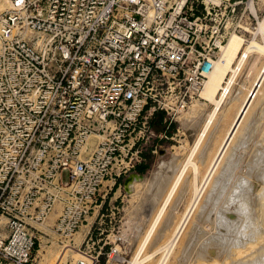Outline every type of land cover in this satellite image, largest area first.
Wrapping results in <instances>:
<instances>
[{"label": "built area", "instance_id": "obj_1", "mask_svg": "<svg viewBox=\"0 0 264 264\" xmlns=\"http://www.w3.org/2000/svg\"><path fill=\"white\" fill-rule=\"evenodd\" d=\"M257 1L0 0V264H36L43 237L76 249L73 264L121 259L74 237L113 215L104 185L157 155L220 47L258 24Z\"/></svg>", "mask_w": 264, "mask_h": 264}, {"label": "rangeland", "instance_id": "obj_2", "mask_svg": "<svg viewBox=\"0 0 264 264\" xmlns=\"http://www.w3.org/2000/svg\"><path fill=\"white\" fill-rule=\"evenodd\" d=\"M254 7L256 9H259L258 11H259L260 16H261V18L258 20V23H259L261 21V19L264 17V0H258L257 3L254 5ZM257 25L256 26L254 25V27L256 28ZM250 34H247L244 37L242 36L245 42L253 38V35L252 34L250 35ZM263 34H264V32H263ZM263 34L256 35L255 38L256 39L258 38L257 40H259L261 42V39L262 38L264 39ZM260 36H261V38H260ZM252 55L249 56V59L246 60L247 61L246 64H245V62L243 63V66H242L243 68L241 67L242 69L240 68V70H238L236 73L237 74L236 79L238 78V80L236 81V79H235V85H233L230 93L228 94V96H229L228 102L231 105L233 104L232 106H236L238 104L240 99L244 96L246 89H248L249 86L251 85V83H252L254 77L256 76V74L258 73V71L264 67V56H259V54H256V53L252 54ZM199 101H201V100L199 99V100L195 101L194 103H192V105L196 104ZM212 108H213V105H211V104L206 105L203 109L204 111L201 112V114L198 116L194 115L193 118L191 115H186L187 113L181 114L178 116L176 122H174L171 125V127L169 128V130L166 133L167 139L163 140L162 142L159 143L161 150L159 152H157V155L148 157V161L146 163V165H147L146 170L142 173L143 178L140 182H138L134 186V188L131 192H127L125 190V187H123V181L125 178L120 179V181H119L120 186H121L120 192L117 194V196L116 195L114 196L112 193L110 195H108L107 199L104 200L105 203L102 206V212L104 213L105 217L110 215V211L113 212V215H111L107 218H104L105 224L102 227H100L99 229H97L96 227L90 228V232L92 233L93 239L95 241L93 249L91 250L92 255H97L98 253H102L104 255V253H107L110 248H113L114 246H118V248L120 249V254L122 256H121V259H119L117 262H115L113 264H128L132 260L134 254L139 249V246L141 245L144 237L146 236L148 229L151 227L154 218L157 216L158 211L163 206V201L165 198L164 196L166 195L167 190L170 188L169 186H167L168 183L170 185L171 182L174 181L178 171L180 170V167H182L183 163L189 157V154H190L189 152L194 148L193 146H195V141L198 137L197 135H199L198 133L200 132L202 124L204 123V118L206 117L208 112H210L212 110ZM221 109L217 111V115H218V116H216L217 121H219V117H221V113L223 111V109L222 110ZM188 110H189V108H188ZM188 110L186 112H188ZM234 110H236V107ZM234 110H233V112H234ZM186 118H188V120H185ZM229 120H230V117L227 120L223 119V121H221V122H217V121L215 122L214 121L212 125L213 126L217 125V127L212 126L209 128V131H208V132H210V134L212 133L211 136L213 138L210 136V139H207V138H209V135H207L208 132H206L207 138H204V141L202 138L201 141H203V142L200 141V143H199L200 146L198 144L199 149H201V151L200 150L199 151L202 153L205 151V149H206V151L208 150L206 147H209V150H208L209 154H208V151L207 152L205 151L204 152L205 155L203 154L202 156H199V155H201V153L199 151H197L198 147L196 148L197 150L195 149L197 152H194V154H196L198 157H196V155H194L196 158L195 157L193 158V156H192V158L195 160L194 163H197V166H199V168L197 167V173H198L197 175H199V177L197 176L198 181L203 176L205 169H206L205 167H207L206 162L211 158V157L209 158V156H212V154L215 150V147L217 146V144L219 142L220 137L222 136L224 130L228 126ZM217 123H219V125ZM246 125H247V127H246ZM218 127L221 130L218 129V131H217ZM161 128H162V125H159L158 123H155V125L153 126V129L155 132H162ZM212 130H214V131H212ZM215 130H216V132H218V134L215 132ZM219 131H221V132H219ZM214 135L216 137H214ZM237 135L239 137H236V139L233 142V145L231 146L232 149L228 151L227 156H226V157H229L230 159L226 158L227 159L226 160L224 158L223 161H221V163L218 165L217 170H215V172L210 177L209 182L207 181L208 182V183H206L207 185L205 184L209 190L207 188H206V191H205V189H203L204 192L201 195V197H199L200 199H198V201H197L198 205L196 203V206H195L196 208L193 209L194 211H192V213H191L192 215H190L189 219L186 221L185 226H184L181 234H179V236L177 237V239L175 241V245L173 246L172 250L168 253L167 259L165 260L164 264H226V263L232 264V262L234 264H238V263L239 264H241V263H243V264L247 263L248 264V262L253 260V259L255 262H253V261L252 262L255 264H257L258 262H259V264H262V263L264 264V259H263L264 258L263 257L264 256V233H263V231H264V228H263L264 227V220H263L264 219V213H263L264 209L261 210L262 212L260 211L261 214L259 215L260 216L259 217L258 216L259 213H257L256 208H255V206L258 205L259 202L261 201L260 199L264 198V192H263L264 191V181H263L264 180L263 179L264 173L261 172V173H257V175H256V172L263 171V169H264V168H262V170H260L261 167H264V165H263L264 159L262 160L263 162L260 161L261 158H264V155H263L264 150H261V146L264 149V82H263V85L261 87V90H260V93H259L257 100L254 102L252 109L249 111L248 116L246 117L244 124H243L240 132ZM242 137H245L244 139L246 141V144H244L245 141ZM214 138H215V140H214ZM238 138H241L244 142L241 143L240 142V141H242L241 139L238 142L237 141V140H239ZM211 139H213V140H211ZM210 140H211V142H210ZM236 141L238 143H241V145H238V143ZM205 142H206V144H208V146L206 144L203 145ZM209 143H210V145H209ZM211 143H213V145ZM235 144H237L238 147L241 146V147H239L241 149L238 150L239 149L238 147H236L237 148L236 149L234 147ZM243 144H244V147H242ZM211 145H212V148H211ZM201 146L202 147L206 146V147L202 148ZM256 147L257 148L260 147V148L256 149ZM190 148H192V149H190ZM202 149H204V150L202 151ZM233 149L234 150L236 149V152L234 151V153H233L232 152ZM259 150H261V151H259ZM230 151H231L232 155H230L231 154V153H229ZM258 151H259V153H258ZM198 152H199V154H198ZM253 152H255V154H251ZM260 152H262V154H260ZM235 153H237V154H235ZM186 154H188V155L186 156ZM206 154L209 156H206ZM228 154H229V156H228ZM257 154H260L263 157L259 156L258 158H256V156H258ZM251 155H253V156L255 155V156L253 157ZM183 156H185V157H183ZM204 156H205V158L208 157V160H206L204 158ZM202 157H203V160H202ZM232 157L235 158V160L237 161L236 163H235L234 159H232V161H230ZM252 158H253V160L255 158L258 160L260 159V160L259 161L258 160L253 161ZM182 159H183V161H182ZM204 159L206 160L204 163L205 166H203L204 165L203 164ZM194 160H192V162ZM178 161H179V163H181V165H178L179 164ZM198 161H200V163L202 161L203 165L198 164L199 163ZM224 161H225V163L228 161L227 163L228 164L231 163V164L230 165L226 164L227 165L226 166V165H224L225 164ZM249 161H250V163H249ZM252 161L253 162L258 161V162H260V164L257 163L258 165H254L255 163L253 164ZM261 163L263 166H260ZM245 164L248 166H245ZM249 164L251 165V167L249 166ZM176 165L178 167H176ZM200 165H201V168H200ZM169 166L170 167L173 166L172 167L173 169H171ZM224 166L227 167V168H225L226 169L225 171H223L224 169L219 170V168H224ZM252 166H255V168H253ZM257 166H260V167H258L259 169L256 168ZM168 167H169V169H167ZM174 167H176L177 169ZM247 167L249 170L251 168H253V170L251 169L252 172L249 171V173H248L246 171ZM230 168H232V169L229 170ZM166 169H167L168 174H166L167 173ZM227 169H228V171H227ZM254 170H255V174L253 172ZM189 171H190V168L186 171L185 177H187V175L190 176L191 172H189ZM221 171H223V172L227 171L226 173L228 175L230 172L232 173V171H233V174L230 173L233 176L229 175L230 177L227 179L228 175L226 173H224V175H223V173ZM172 172L174 173L175 177L172 174ZM244 172H247L245 174L250 175L251 178L248 175L244 176L245 175ZM159 174L161 175V177H160L161 179L163 178L165 180V178H167L166 180H168L169 182L166 180L164 182L163 181L160 182L161 179L157 177V176H159ZM169 174L172 176L173 179L171 178V176ZM220 174L222 176L227 175V177L224 178V177L220 176L221 177L220 178V177H218V175H220ZM242 174H244V175H242ZM168 175L171 178V180H169L170 178H168ZM255 175L256 176L262 175V177H260L261 180H257L259 178L255 177ZM252 176L254 178H256L257 181L253 180ZM214 177L215 178L218 177V178H216V179H218L217 180L218 183L220 182V179H221V182L219 184H222L223 181H225V180L227 181V182L225 181L223 183L224 188H223V185L220 186L223 188V189L220 188L222 191L218 188L220 191L218 193H220V194H217L218 190L216 191V188L214 187V184L217 183L215 181L216 179ZM237 178L239 180L240 179L245 180L247 178L244 181V185L248 184V186L245 187V188H247V190H245L246 192H244V190L241 191L240 188L241 187H242V189L244 188L242 185H241V187H239V186L237 187V188H239L238 189L239 192L241 191V193L243 194L242 198L239 197L241 194L240 193L238 194V192H237L238 190L236 188L237 191H235V192H236V194L239 195L237 197L238 199L235 198L236 196L234 195L235 192L233 190V189H235V187L237 185L241 184V181L238 182ZM185 179H186V182H185ZM185 179L183 181L182 180L180 181V186H181V183H184V185L182 184V188H180V186L178 184L176 186L177 188L175 187L176 191H174V193H172L174 198H173V196H171L172 198L170 197L171 198L170 200L172 202L171 201L168 202V204L163 209V212L161 215L163 220H161V218H160V220L158 221V223L154 227L150 237L148 238L144 248L142 249V251L140 253V258H142V256L145 254H148V255L151 254V256L149 258L141 261L139 264H158L160 259L165 254L164 246L167 244V242H169L172 239L171 234H172L173 227L177 223L182 212H184L185 209L187 208V206L190 204L189 203L190 200L192 202V199L194 197V195L192 194V192H193L192 186H190L191 183H190L189 179H187V178H185ZM213 179H214L215 183L213 182V185H211ZM156 181L157 182L159 181L160 184H158ZM187 182H189V183H187ZM156 183H157V186L155 185ZM162 183H163V185H162ZM166 183H167V185H166ZM188 184H189V186H187ZM217 184H215V185L219 186ZM185 185H186V187H188L189 191L185 190L186 189ZM159 186L161 188L164 187L166 192H165V190H161L159 188ZM171 186H172V184H171ZM183 186L185 187V189L183 188ZM211 186H213L215 188L214 189L215 193H216L215 195L217 197L214 194H212L214 192V190H212V192L209 193V191L211 189H213ZM157 187H158V189H157ZM116 188H117V186H116ZM155 189H157V190L154 191ZM177 189H181V190H178V191H180L179 193L177 192ZM231 189H232L233 193L231 192ZM183 190H185V192H183ZM258 190L259 191L262 190V192L260 191L261 193H258L259 192ZM155 192L156 193L158 192L159 195H161L163 192L165 195L162 194L161 196H159ZM181 192H183V193H181ZM206 192H207L208 196L210 194V195H212L213 198L215 196V198L213 199L211 196H209V198H208V196L205 194ZM230 192L235 196V197L233 196V198L235 200L233 198H232L233 199L232 200L231 197L229 198L228 195H230L229 194ZM232 194L230 196H232ZM178 195L179 196L183 195V196H180L182 198L178 199V198H180V197H178ZM205 195L207 196L206 198H208L209 200H210V198H211V200L212 199L213 200L212 201L211 200L209 201L208 199L206 200ZM248 195L252 196V197H250V201L252 202V204L250 201H248L249 199H247ZM259 195L261 198L259 199L257 197V199H256L255 197L259 196ZM175 196L177 197V200L175 199ZM203 196H204V199L206 200L205 202L203 200ZM229 199H230V201H229ZM241 199H243V200H241ZM238 200H240V202L242 201L243 202V203L241 202L242 204L245 203L244 204L246 207L245 209L248 210V208H249L248 206H250L251 210L250 209L249 210L251 212H253V214H251V212H250L249 215L245 216L246 213L249 212V210L244 211L243 210L244 208L241 209L240 207H243L244 205L239 203ZM175 201H177L178 203L175 204L176 203ZM208 201H209V203H207V206H205L206 202H208ZM210 202H211V204H210ZM247 202H250L249 203L250 205L246 204ZM257 202H258V204H257ZM208 204H210V205H208ZM171 205L172 206L174 205V206L171 207ZM260 205H262V207H264V199H262V201L260 202ZM237 206H240V207L238 208ZM252 206L254 209H252ZM238 209H240V211ZM238 211H239V214L237 213ZM254 211L257 214V216L254 213ZM221 212L225 213V217H223V218H225L224 221L220 220L222 218V216H220L219 213H221ZM241 212H243V213H241ZM223 213L221 215H223ZM229 214L231 216V220H233L235 222L234 223L232 221V223H234L233 225L232 224L230 225V222L226 221V219L227 220L230 219ZM262 214H263V217H262ZM198 215L201 217V218L199 217L200 219L198 218L199 222L202 219L200 223H198V219L196 218V217H198ZM217 215H218V217H217ZM250 215H252V216L254 215L253 217L251 216L252 219L248 218V217H250ZM163 216L166 217L165 218L166 220H164ZM202 216H204V218H202ZM253 218H255V220H257V219L259 220L258 224H256V222L258 220L255 221ZM260 218H262L263 222H261L262 220ZM216 219H219L221 221V223L222 222L224 223L226 221L225 225L227 227L224 226L223 224L218 223L219 221L217 222ZM248 219H249V222H248ZM196 220H197V222H196ZM228 221H230V220H228ZM253 221H255L256 225L253 223ZM259 223L261 225H259ZM193 224L196 225V226H194L195 228L193 227ZM257 225H259V226H257ZM251 226L254 228L256 226V228L251 229ZM257 227H260V230ZM192 229H193V233H191ZM257 229L259 230V232H257ZM194 230H195V232H194ZM253 230H255V232ZM251 231H253V233ZM219 234H222L221 236H222L223 240L220 239L221 236ZM119 235L121 236V238L123 240L121 243H116L115 242L116 236H119ZM209 236H211V237H209ZM215 236L216 237L219 236L220 238L218 237L217 241L215 240L216 243L214 244L215 241L212 239H215L214 238ZM206 237H209V238H207L209 241L212 240L210 242L211 243L213 242L212 243L213 245H210L211 243L210 244L208 243L209 244L208 245L206 243L208 240H206V242L204 241V238H206ZM43 238H45V237H43ZM43 238H42V241L40 243H36V246H35L34 257H35L36 264H73L76 261V259L79 258V255H77V253L75 251L76 249H70L69 245H66V243H64V242L61 243L58 241H56V242L53 241L52 243L45 242V239H43ZM218 241H221V244L217 243ZM253 241H255V242H253ZM79 245H80V243L77 240L75 242L74 247H79ZM203 245H206V246H203ZM216 245H217V247H216ZM207 246L211 249V251L213 249L214 253H212L213 251L211 252L210 249H207ZM205 247H206V250L201 251ZM216 248H218V249H216ZM198 251L199 252L201 251L200 255H199ZM209 251H210V255H209ZM103 255L100 257L101 262L107 261L106 256H103ZM257 258H259L263 261L260 263V260ZM232 260H234L236 262H234ZM240 261H242V262H240ZM252 262H249V264H252Z\"/></svg>", "mask_w": 264, "mask_h": 264}, {"label": "bare ground", "instance_id": "obj_3", "mask_svg": "<svg viewBox=\"0 0 264 264\" xmlns=\"http://www.w3.org/2000/svg\"><path fill=\"white\" fill-rule=\"evenodd\" d=\"M249 33H251L252 35H253V38L252 39H250V40H248V41H244V39H243V37L242 36H239V35H236V34H231L230 35V37L228 38V40L226 41V43L224 44V45H222L221 47H220V54H219V56H218V59L215 61V66H214V69H213V71H212V73L209 75V77H208V79H207V81H206V83H205V85H204V87H203V89H202V91H201V93H200V100L201 101H199V102H197L196 104H194V105H191L190 107H189V110H188V112H184L183 114H186V115H191L192 116V118L194 117V115H196V116H198V115H200L201 114V112H203L204 110V107L206 106V105H208V104H211V105H213V108H212V110L210 111V112H208V114L206 115V117L204 118V123L202 124V127H201V129H200V132L198 133L199 135H197L198 137H197V139H196V141H195V146H193L194 148L192 149V148H190V149H192L189 153V157L186 159V161L183 163V165H182V167H180V170L178 171V173H177V175H176V177H175V175H174V173L172 172V174L174 175V177H175V179H174V181L173 182H171V184H172V186H171V184L169 185V183H168V185H167V183H166V185L167 186H169L170 188L167 190V193H166V195L162 192V194H164L165 196V198H164V201H163V206L160 208V210L158 211V214H157V216L154 218V220H153V223H152V225H151V227L148 229V232L146 233V236L144 237V239H143V241H142V243H141V245L139 246V249L136 251V253L134 254V256H133V258H132V260L128 263V264H139L141 261H143V260H145V259H147V258H149L150 256H151V254H145V255H143L142 256V258H140V253H141V251H142V249L144 248V246H145V244H146V242H147V240H148V238L150 237V235H151V233H152V231H153V229H154V227L156 226V224L158 223V221L160 220V218H161V220H163L162 219V217H161V215H162V212H163V209H164V207L168 204V202H170L171 200V196H173L172 195V193H174V191H176L175 190V187L177 186V184L180 186V181L182 180H184L185 178H187V179H189V181H190V183H191V185L190 186H192V190H193V192H192V194L194 195V197H193V199H192V202H191V200H190V204L187 206V208L185 209V211L184 212H182V214H181V216H180V218L178 219V221H177V223L175 224V226L173 227V230H172V234H171V240L169 241V242H167V244L164 246V252H165V254L163 255V257L160 259V261L158 262V264H164V262H165V260L167 259V255H168V253L172 250V248H173V246L175 245V241H176V239H177V237L179 236V234H181V232H182V230H183V228H184V226H185V223H186V221L189 219V217H190V215H192L191 213H192V211H194L193 209L194 208H196L195 206H196V203H197V205H198V199H200L199 197H201V195L203 194V189H205V191H206V183H208L209 182V179H210V177L212 176V174L215 172V170H217V167H218V165L221 163V161H223V159L225 158H229V157H226L227 156V153H228V151L229 150H231L232 148H231V146L233 145V142H234V140L236 139V137H239L237 134L240 132V130H241V128H242V126H243V124H244V121H245V119H246V117L248 116V113H249V111L252 109V107H253V104H254V102L257 100V98H258V96H259V93H260V90H261V87H262V85H263V82H264V67L263 68H261L259 71H258V73L256 74V76L254 77V79H253V81H252V83H251V85L249 86V88L248 89H246V92L244 93V96L240 99V101L238 102V104L236 105V106H232L228 101V94L230 93V91H231V89H232V87H233V85H235V79H236V76H237V71L238 70H240V68L243 66V63L245 62V64H246V60L247 59H249V56H251L252 54H259V56H264V39L262 38L261 39V42L259 41V40H257L256 38H255V36L256 35H261V34H263V32H264V17L261 19V21L258 23V25H257V27L256 28H252V29H249V30H247ZM250 34V35H251ZM264 35V34H263ZM259 37V36H258ZM260 38H261V36H260ZM253 56V55H252ZM243 68V67H242ZM241 68V69H242ZM239 73V72H238ZM240 75V74H239ZM239 77V76H238ZM238 80V78L236 79V81ZM229 104V105H228ZM235 107H236V110H234L235 109ZM223 109V111H222V113H221V117H219V121H217L216 120V116H218L217 115V111L218 110H220V109ZM221 109V110H222ZM233 110H234V112H233ZM232 115V116H231ZM188 117V116H187ZM229 117H230V120H229V123H228V126H227V128L224 130V132H223V134H222V136L220 137V139H219V142H218V144H217V146L215 147V150H214V152H213V154H212V156H209V155H207L206 154V156H209V160H208V157H206L205 158V156H204V158L206 159V160H208L206 163H207V167H205L206 169H205V172H204V174H203V176L201 177V179L198 181V179H197V176L199 177V175H197L198 173H197V167L199 168V166H197V163H194L195 162V160L193 159L195 156L194 155H196V154H194V152H197V151H201V149H199V147H198V144L200 143V141L202 140V138H203V141H204V138H207L206 136L207 135H209V138H207V139H210V136L212 135V133L210 134V132H208L209 131V128L210 127H212L213 125V122L215 121H217V122H221V121H223V119L224 120H227V119H229ZM218 118V117H217ZM185 120H188V118H186ZM218 125H219V123H217ZM214 126H216L217 127V125H214ZM213 126V127H214ZM215 127V128H216ZM246 127H247V125H246ZM213 129V128H212ZM218 129H219V127L217 128V131H218ZM219 130H221V129H219ZM211 131V130H210ZM212 131H214V130H212ZM206 132H208V134L206 135ZM215 132H216V130H215ZM219 132H221V131H219ZM217 134H218V132H216ZM244 133V132H243ZM246 134V133H245ZM212 137V136H211ZM214 137H216L215 135H214ZM213 138V137H212ZM243 139L245 138V137H242ZM206 139V140H207ZM239 140H237L238 142L240 141V139L241 138H238ZM205 140V141H206ZM211 140H213V139H211ZM211 140H210V142H211ZM214 140H215V138H214ZM242 140V139H241ZM203 141H201V142H203ZM236 141V142H237ZM244 141H245V139H244ZM243 140L242 141H240L241 143H243L244 142ZM207 142V141H206ZM206 142L203 144V145H205L206 144ZM213 142V141H212ZM237 142V143H238ZM214 143V142H213ZM213 143H211L212 145H213ZM216 143V142H215ZM241 143H238V145H241ZM244 144H246V141H245V143ZM244 144L242 145V147H244ZM207 146H208V144H206ZM209 145H210V143H209ZM212 145H211V148H212ZM199 146H200V144H199ZM258 146V145H257ZM198 147V150L196 149ZM202 147V146H201ZM204 147H206V146H204ZM204 147H202V148H204ZM235 148L236 147H238L237 146V144H235V146H234ZM239 147H241V146H239ZM238 147V148H239ZM208 150H209V147H206ZM210 148V149H211ZM260 148V147H259ZM259 148H257L256 147V149H259ZM197 151H196V150ZM237 149V148H236ZM236 149L234 150L233 149V153H234V151L236 152ZM241 148H239L238 150H240ZM204 149H202V151H203ZM207 150V151H208ZM237 150V151H238ZM261 150H264L263 149V147L261 146ZM261 150H259V151H261ZM199 151V152H200ZM205 151H206V149H205ZM204 151V152H205ZM206 151V152H207ZM259 151H258V153H259ZM199 152H198V154H199ZM204 152L202 153V152H200L201 153V155H199V156H202L203 154H204ZM212 152V151H211ZM210 152V153H211ZM256 152V151H255ZM255 152H253V153H251V154H255ZM263 152V151H262ZM262 152H260V154H262ZM187 153V152H186ZM229 153H231V151L229 152ZM193 154V155H192ZM208 154H209V151H208ZM235 154H237V153H235ZM260 154H257L258 156H256V158H258L259 156H261V157H263L262 155H260ZM188 154H186V156H187ZM205 155V154H204ZM211 155V154H210ZM230 155H232V153L230 154ZM264 155V154H263ZM192 156H193V158H192ZM228 156H229V154H228ZM251 156H253V155H251ZM255 156V155H254ZM253 156V157H254ZM183 157H185V156H183ZM196 157H198L197 155H196ZM195 157V158H196ZM201 158V157H200ZM254 159L255 161L256 160H258V159ZM181 159V158H180ZM184 159V158H183ZM183 159H182V161H183ZM194 160L193 162H192V160ZM204 159V161H203V164L205 163V160ZM230 159V158H229ZM228 159V160H229ZM232 159H234L235 160V158L234 157H232L231 158V160L230 161H232ZM264 158H261V162H263L262 160H263ZM185 160V159H184ZM198 160V159H197ZM202 160H203V157H202ZM227 160V159H226ZM252 160H253V158H252ZM253 160V161H254ZM258 160V161H259ZM252 161V162H253ZM253 162V164L254 165H258V164H260V162ZM181 162V161H180ZM199 163L198 164H201V165H203L202 164V161H201V163H200V161H198ZM228 162V161H227ZM225 163V161H224V165H230L231 163ZM237 161L235 160V163H236ZM247 162V161H246ZM178 163H179V161H178ZM234 163V162H233ZM249 163H250V161H249ZM258 163V164H257ZM247 164V163H246ZM245 164V166H248V165H246ZM252 164V163H251ZM169 165V164H168ZM175 165V164H174ZM173 165V166H174ZM178 165H181V163H179ZM201 165H200V168H201ZM226 165V166H227ZM234 165V164H233ZM236 165V164H235ZM263 165H264V163H263ZM262 165V163H261V165L260 166H263ZM172 166V167H173ZM203 166H205V164L203 165ZM202 166V167H203ZM226 166H224V168H219V170L220 169H224L223 171H225L226 169L225 168H227ZM249 166L251 167V165L249 164ZM260 166H257L256 168H258V167H260ZM170 167V166H169ZM169 167L167 168V169H169ZM172 167H170L171 169H173ZM176 167H178L177 165H176ZM176 167H174V168H176ZM229 167V166H228ZM253 168H255V166H252ZM190 168V171L189 172H191L190 173V176L189 175H187V177H185L186 176V171L188 170ZM233 168V167H232ZM232 168H230L229 170H231ZM253 168H251L252 170H253ZM262 168H264V167H261L260 168V170H262ZM160 169V168H159ZM167 169H166V172H167ZM177 169V168H176ZM179 169V168H178ZM247 169H248V167H247ZM246 169V171L249 173V171H251L252 172V170L250 169H248L247 170ZM259 169V168H258ZM257 169V170H258ZM256 170V169H255ZM255 170L253 171L254 172V174H255ZM161 171V170H160ZM170 171V170H169ZM173 171V170H172ZM176 171V172H177ZM223 171H221L222 173H223V175H224V173H226L227 171H228V169H227V171L226 172H223ZM165 172V173H166ZM247 172H244V174L245 173H247ZM264 173V169H263V171H258V172H256V175H257V173ZM158 173V172H157ZM160 173V172H159ZM229 173V172H228ZM231 173V172H230ZM229 173V175L230 176H233V175H231V174H233V171H232V173L230 174ZM166 174H168V172L166 173ZM189 174V173H188ZM227 174V173H226ZM244 174H242V175H244ZM251 174V173H250ZM170 175V174H169ZM169 175H168V178H170L169 177ZM201 175V174H200ZM228 175V174H227ZM227 175H225V176H222L221 174L220 175H218V177H224V178H226L227 177ZM228 175V177H227V179L230 177ZM248 174H245L244 176H247ZM255 175V177H257V178H259V179H257V180H261V178L260 177H262V175L261 176H256ZM163 176V175H162ZM167 176V175H166ZM171 176V175H170ZM249 177H250V175H248ZM254 176V175H253ZM252 176V179L253 180H256V178H254ZM156 177V176H155ZM158 178H160L161 177V175L159 174V176H157ZM218 177H216V178H218ZM220 177V178H221ZM240 177V176H239ZM238 177V178H239ZM142 176H134V178L126 185V187H125V190L127 191V192H131L132 190H133V188H134V186L138 183V182H140L141 180H142ZM157 178V179H158ZM171 178H172V176H171ZM171 178L169 179V180H171ZM184 178V179H183ZM215 178V177H214ZM215 178V179H216ZM237 178V179H238ZM251 178V177H250ZM156 179V180H157ZM161 179V178H160ZM167 178H165V180H166ZM173 179V178H172ZM247 179V178H246ZM245 179V180H246ZM263 179H264V176H263ZM262 179V180H263ZM163 178L160 180V182L161 181H165ZM218 179H216L215 181L218 183V181H217ZM245 180H242V179H238V182L239 181H241V184L240 185H237L236 187H235V189H233L234 190V192L235 191H237L239 188H237L238 186L239 187H241V185L244 187L243 189H242V187L240 188L241 189V191H243L244 190V192H246L245 190H247V188H245V187H247L248 186V184L247 185H244V181ZM256 180V181H257ZM166 181H168V180H166ZM188 181V180H187ZM208 181V182H207ZM211 181V180H210ZM215 181H214V179L212 180V184L211 185H213V182L215 183ZM223 181V180H222ZM226 181V180H225ZM225 181H223V183L225 182ZM243 181V182H242ZM264 181V180H263ZM157 182V181H156ZM169 182V181H168ZM179 182V183H178ZM185 182H186V179H185ZM220 182H221V179H220ZM219 182V183H220ZM227 182V181H226ZM158 184H160L159 183V181L157 182ZM157 183L155 184L156 186H157ZM187 183H189V182H187ZM217 183H215V184H217ZM217 184V185H219V186H216L215 184H214V187L216 188V191H217V194H220V193H218V192H220L219 191V189L220 188H222V187H220L221 185H223V188H224V184L222 183V184ZM182 184L184 185V183H181V186H180V188H182ZM206 184V185H205ZM246 184V183H245ZM251 184V183H250ZM162 185H163V183H162ZM165 185V186H166ZM161 186V185H160ZM159 186V188L161 189V190H165V188L163 187V188H161ZM178 186V187H179ZM187 186H189V184L187 185ZM205 186V187H204ZM185 187H186V185H185ZM185 187L183 186V188L185 189ZM213 189H211L210 191H209V193L210 192H212V190H214L215 188L213 187V186H211ZM233 187V188H234ZM167 188V187H166ZM177 188V187H176ZM191 188V187H190ZM219 188V189H218ZM222 188V189H223ZM236 188H237V190H236ZM157 189H158V187H157ZM157 189H155L154 191H156ZM159 189V190H160ZM208 189V188H207ZM178 190H181V189H177V192L179 193L180 191H178ZM185 190H187V191H189L188 190V187H186V189ZM185 190H183V192H185ZM209 190V189H208ZM207 190V191H208ZM221 190V189H220ZM186 191V192H187ZM222 191V190H221ZM241 191L239 192V190L237 191L238 192V194L240 193L241 195L239 196L238 194H236V192L234 193V195L236 196H234L232 193V189H231V192L229 193L230 195L232 194V196H230V195H228L229 196V198L231 197V199L233 198V196L236 198V199H238L237 197L239 196L240 198H242L243 197V194L241 193ZM259 191V190H258ZM261 192H262V190H260ZM258 192V193H261V192ZM165 192H166V190H165ZM183 192H181V193H183ZM251 192V191H250ZM249 192V193H250ZM264 192V191H263ZM156 193V192H155ZM161 193V192H160ZM191 193V192H190ZM222 193V192H221ZM252 193V192H251ZM157 195H159V193L157 192L156 193ZM161 194V195H162ZM207 196H208V194H207V192L205 193ZM212 194H216L215 193V190H214V192L212 193ZM246 194V193H245ZM257 194V193H256ZM263 194V193H262ZM161 195H159V196H161ZM205 195V198L207 197ZM252 195V194H251ZM261 195V194H260ZM260 195L259 196H256L255 198L257 199V197L260 199L261 197H260ZM177 196V195H176ZM175 196V199L177 200V197ZM180 196H183V195H180ZM179 195H178V197H180ZM209 196H211L212 197V195H210L209 194ZM209 196H208V198H209ZM216 196V195H215ZM215 196H214V198H215ZM249 196V195H248ZM247 196V199H249L248 201H250V197H252V196H249L248 197ZM262 196V195H261ZM171 197V198H170ZM217 197V196H216ZM263 197V196H262ZM173 198H174V196H173ZM182 197H180V198H178V199H181ZM208 198H206V200L208 199ZM213 198V197H212ZM213 198V199H214ZM212 199V200H213ZM234 199V198H233ZM232 199V200H233ZM246 199V200H247ZM253 199V198H252ZM262 199H264V198H262ZM262 199H260L261 201H262ZM203 200H204V202L206 201L205 199H204V196H203ZM209 200V199H208ZM210 200H211V198H210ZM209 200V201H210ZM211 200V201H212ZM231 200V201H232ZM235 200V199H234ZM241 200H243V199H241ZM209 201L208 202H206V205L205 206H207V203H209ZM229 201H230V199H229ZM239 201V203H241L240 202V200H238ZM257 201V200H256ZM260 201V202H261ZM172 202V201H171ZM174 202V201H173ZM176 203L175 204H177L178 202L177 201H175ZM245 202V201H244ZM251 202V201H250ZM250 202H247L246 204H249ZM260 202H259V204H258V202H257V204L258 205H256L255 206V208H256V211H257V213H259L258 214V216L261 214L260 213V211L262 210V209H264V207H262V205H260ZM238 203V204H239ZM243 203V202H242ZM241 203V204H242ZM205 204V203H204ZM210 204H211V202H210ZM210 204H208V205H210ZM240 204V205H241ZM245 204V203H244ZM244 204H242V205H244ZM251 204H252V202H251ZM250 205V204H249ZM174 206V205H173ZM172 205H171V207H173ZM238 208L240 207V206H237ZM249 208H248V210L250 209V206H248ZM241 209H243L244 211L246 210V211H248L247 209H245L246 207H245V205L243 206V207H240ZM252 209H254L253 208V206H252ZM239 211H240V209H238ZM251 210V209H250ZM249 210V212H245L246 213V215L245 216H247V215H249L250 214V211ZM239 211L237 212L238 214H239ZM242 211V210H241ZM262 212V211H261ZM223 212H221V213H219V215L220 216H222V218L220 219V220H222V221H224V219L225 218H223V217H225V213H223V215H221ZM241 213H243V212H241ZM254 213H255V211H254ZM264 213V212H263ZM201 214V213H200ZM199 214V215H200ZM251 214H253V212H251ZM256 214V213H255ZM198 215V217H196L197 219L200 217ZM244 215V214H243ZM229 216H230V214H229ZM252 215H250V217H248V218H251L252 219V217L254 216H252ZM256 216H257V214H256ZM217 217H218V215H217ZM260 217V216H259ZM262 217H263V214H262ZM163 218H164V220H166L165 218L166 217H164L163 216ZM201 218V217H200ZM199 218V219H200ZM202 218H204V216H202ZM228 218V217H227ZM257 218V217H256ZM199 219H198V223H200L201 222V220H200V222H199ZM219 219H216L217 220V222L218 223H220V224H223L224 226H226L225 225V222L227 221V222H230V225L232 224H234L235 222L233 221V220H231V216H230V219H228V220H230V221H228L227 219H226V221L223 223H221V221L219 220ZM250 219V220H251ZM254 220H255V218H253ZM261 220H262V218H260ZM236 220V219H235ZM258 220V219H257ZM257 220H255V221H257ZM260 220V221H261ZM264 220V219H263ZM263 220L261 221V222H263ZM232 221L234 222V223H232ZM237 221V220H236ZM255 221H253V223L255 224ZM164 222V221H163ZM166 222V221H165ZM196 222H197V220H196ZM195 222V223H196ZM248 222H249V219H248ZM247 222V223H248ZM252 222V221H251ZM258 222H259V220L256 222V224H258ZM260 222V223H261ZM194 223V224H195ZM217 223V224H218ZM259 223V225H261ZM193 224V227L194 226H196V225H194ZM219 224V225H220ZM229 224V223H228ZM251 224V223H250ZM255 224V225H256ZM259 225H257V226H259ZM263 225V224H262ZM250 226V225H249ZM253 226V225H252ZM251 226V229H255L256 228V226H255V228L254 227H252ZM192 227V228H193ZM227 227V226H226ZM261 227V226H260ZM260 227H257V228H259V230H260ZM195 228V227H194ZM249 228V227H248ZM264 228V227H263ZM259 230L257 229V232H259ZM250 231V230H249ZM254 232H255V230H253ZM253 231H251L252 233H253ZM194 232H195V230H194ZM248 232V231H247ZM191 233H193V229H192V231H191ZM249 233V232H248ZM261 233V232H260ZM263 233H264V231H263ZM192 235V234H191ZM218 235V234H217ZM220 236L222 235V234H219ZM248 235V234H247ZM258 235V234H257ZM224 236V235H223ZM244 236V235H243ZM259 236V235H258ZM209 237H211V236H209ZM209 237H206V238H204V241L206 242V240H208L207 238H209ZM219 236H215L214 238L215 239H212V240H216L217 241V238H218ZM242 237V236H241ZM245 237V236H244ZM213 238V237H212ZM220 238V237H219ZM251 238V237H250ZM211 239V238H210ZM221 240H223V238H222V236H221V238H220ZM219 239V240H220ZM244 239V238H243ZM242 239V240H243ZM246 239V238H245ZM212 240H210V241H212ZM250 240V239H249ZM254 240V239H253ZM209 241V240H208ZM206 242L207 244L209 243H211L210 241L209 242ZM216 241L214 242V244L216 243ZM247 241V240H246ZM244 242V241H243ZM252 242V241H251ZM253 242H255V241H253ZM213 243V242H212ZM210 244V245H213V244ZM217 243H219V244H221V241H218ZM223 243V242H222ZM250 243V242H249ZM206 244V245H207ZM208 244V245H209ZM206 245H203V246H206ZM216 247H217V245H216ZM207 249H210L208 246H207ZM216 249H218V248H216ZM215 249V250H216ZM204 250H206V247L203 249V250H201V251H204ZM200 251V252H201ZM210 251H211V249H210ZM210 251H209V255H210ZM213 251V252H212ZM212 253H214V250L212 249ZM217 251V250H216ZM199 251H198V253H199V255L201 254ZM206 252V251H205ZM218 252V251H217ZM262 257V256H261ZM264 257V256H263ZM257 259H259V258H257ZM264 259V258H263ZM260 260V263L263 261V260H261V259H259ZM258 260V261H259ZM232 261H234V260H232ZM255 262L254 261V259L253 260H251V261H249V262ZM257 261V260H256ZM234 262H236V261H234ZM240 262H242V261H240ZM249 262H248V264H249ZM252 262V264H255V263H253ZM257 263V262H256ZM226 264H228V263H226ZM229 264H231V263H229ZM232 264H234L233 262H232ZM239 264V263H238ZM241 264H243V263H241ZM245 264H247V263H245ZM257 264H259V262L257 263ZM263 264V263H262Z\"/></svg>", "mask_w": 264, "mask_h": 264}, {"label": "crops", "instance_id": "obj_4", "mask_svg": "<svg viewBox=\"0 0 264 264\" xmlns=\"http://www.w3.org/2000/svg\"><path fill=\"white\" fill-rule=\"evenodd\" d=\"M155 123H158L159 125H162V130L163 128L165 127V124H164V121H163V115L161 114H156L153 121H152V124L155 125ZM146 163H141L139 165H137L135 167V170H136V173L138 170H146ZM112 183H106L104 185V188L103 190L105 191L104 194H105V200L107 199V196L110 195L111 193L115 196H117V194L120 192V189L116 188V184L113 185L112 187ZM105 203V201H104ZM56 218V215H53L50 220L51 221H54ZM93 217L90 218L88 220V223L86 225H84L83 227L80 228V230L78 231V233L75 235L74 237V241L76 242L78 240L79 243H82L84 237L87 235V233L89 232L90 228H91V223L93 222ZM40 245V244H39Z\"/></svg>", "mask_w": 264, "mask_h": 264}, {"label": "water", "instance_id": "obj_5", "mask_svg": "<svg viewBox=\"0 0 264 264\" xmlns=\"http://www.w3.org/2000/svg\"><path fill=\"white\" fill-rule=\"evenodd\" d=\"M134 176H142V174L135 172L127 176L123 181V187H126V185L134 178Z\"/></svg>", "mask_w": 264, "mask_h": 264}, {"label": "trees", "instance_id": "obj_6", "mask_svg": "<svg viewBox=\"0 0 264 264\" xmlns=\"http://www.w3.org/2000/svg\"><path fill=\"white\" fill-rule=\"evenodd\" d=\"M144 171H145V170H138L137 173L142 174ZM35 246H36V244H35Z\"/></svg>", "mask_w": 264, "mask_h": 264}]
</instances>
